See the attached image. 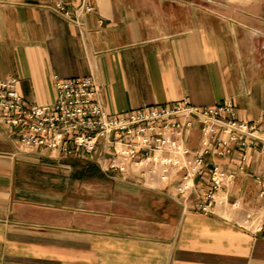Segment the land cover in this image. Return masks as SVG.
<instances>
[{"label": "crops", "instance_id": "obj_1", "mask_svg": "<svg viewBox=\"0 0 264 264\" xmlns=\"http://www.w3.org/2000/svg\"><path fill=\"white\" fill-rule=\"evenodd\" d=\"M64 1L69 18L59 0H0V80L25 103L54 104L55 75L88 76L111 115L230 100L256 139L244 170L217 159L236 175L204 213L176 183L111 168L102 142L100 155L25 149L0 116V264H264V0ZM184 141L197 149L200 128Z\"/></svg>", "mask_w": 264, "mask_h": 264}, {"label": "built area", "instance_id": "obj_2", "mask_svg": "<svg viewBox=\"0 0 264 264\" xmlns=\"http://www.w3.org/2000/svg\"><path fill=\"white\" fill-rule=\"evenodd\" d=\"M55 9L71 17L66 1L59 0ZM75 21L82 24L77 17ZM53 81L54 104L30 105L20 94L16 78L0 80V116L18 130L22 148L45 149L59 157L80 152L100 155L102 142L111 156V168L124 173L132 165L144 180L158 177L176 183L179 195H197L198 209L204 213L213 211L216 194L236 175L224 170L217 159L238 155L239 169H245L256 139L255 128L238 120V110L230 100L206 108L182 100L111 115L93 77L62 79L55 75ZM195 127L200 128L201 141L191 150L184 137ZM208 162L211 166L205 172ZM197 178L207 179L208 186ZM259 220L258 212L249 213L245 224L261 231Z\"/></svg>", "mask_w": 264, "mask_h": 264}]
</instances>
